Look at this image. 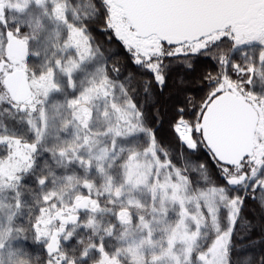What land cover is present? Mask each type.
<instances>
[{"label":"snow or ice","instance_id":"1","mask_svg":"<svg viewBox=\"0 0 264 264\" xmlns=\"http://www.w3.org/2000/svg\"><path fill=\"white\" fill-rule=\"evenodd\" d=\"M0 264H264V0H0Z\"/></svg>","mask_w":264,"mask_h":264}]
</instances>
